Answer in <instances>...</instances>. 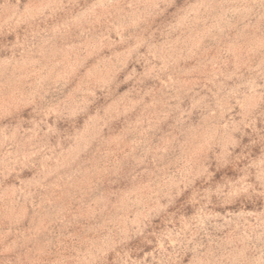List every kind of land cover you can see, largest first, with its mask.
<instances>
[{
    "label": "rangeland",
    "instance_id": "rangeland-1",
    "mask_svg": "<svg viewBox=\"0 0 264 264\" xmlns=\"http://www.w3.org/2000/svg\"><path fill=\"white\" fill-rule=\"evenodd\" d=\"M0 264H264V0H0Z\"/></svg>",
    "mask_w": 264,
    "mask_h": 264
}]
</instances>
